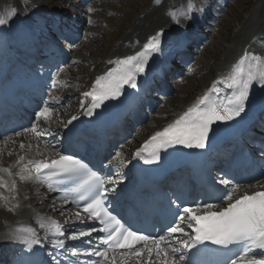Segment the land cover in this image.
<instances>
[{
	"label": "snow or ice",
	"instance_id": "obj_1",
	"mask_svg": "<svg viewBox=\"0 0 264 264\" xmlns=\"http://www.w3.org/2000/svg\"><path fill=\"white\" fill-rule=\"evenodd\" d=\"M188 8H193V5L189 4ZM7 15V19L0 16V26L8 24L16 15V10L12 9ZM171 15L173 21L179 25L178 16L175 13ZM186 18L191 19V16L186 14ZM163 36L164 29H161L149 38L142 51L117 60L119 67L109 70L95 80L92 89L84 94L86 98H91V107L87 109L86 115L92 116L94 110L101 107L105 101L119 98L124 86L137 88V78L146 72L150 55L161 51ZM248 61L249 57L243 56L233 66L230 75L214 82L210 90L199 97L179 118L162 131L155 132L135 152V156L141 158L145 150L151 147L152 159L145 160V163H154L160 160L161 149L173 145L205 148L213 123L231 121L240 116L245 111L250 86L254 82L264 85V67L258 63L260 57L252 55L251 61H256V64ZM221 84L229 89H235L232 95L221 98L218 95L220 91L218 85ZM213 96L216 98L213 99ZM51 112V107L46 104L37 113V119L47 118ZM72 119L76 120L77 117ZM119 166L123 167V162ZM33 168L37 175L43 170H48L61 177H79V182L71 191L78 194L79 201L84 202L83 210L91 219L98 224L106 225L103 228L106 233L103 249L96 251L90 249L86 253L89 256L95 255L101 260H109V264H116L114 257L109 259L110 250H131L136 245L151 240L153 247H141L131 254L142 258L146 251L149 257L148 264H151L153 254L155 257H165L160 264H177L175 257L179 254L180 264H184L187 250L204 242H211L223 247L239 246L240 251L236 253L235 259H230L227 264H264V259L256 258L257 254L264 256V192H255L251 195L245 193L234 202L232 193L226 192L220 199L229 201L227 206L220 211H207L204 214H197L192 207L185 206L178 209L172 224L165 229V235L148 236L139 230L133 231L126 227L107 209L104 204L107 189L103 188V180L81 160L70 155H62L50 163L34 162ZM220 183L225 187L228 185L225 180H221ZM206 207L211 208V205ZM186 228L190 229V233L185 231ZM92 231L96 229H91L87 233L81 232L79 235L73 234L71 238L78 239L86 234L91 235ZM53 235H63L58 225ZM183 236L188 238L179 239ZM23 238L30 244L39 242L28 237ZM57 243L62 245L63 241ZM169 253L172 254V258H169ZM187 264H192V261L189 260Z\"/></svg>",
	"mask_w": 264,
	"mask_h": 264
},
{
	"label": "bare ground",
	"instance_id": "obj_2",
	"mask_svg": "<svg viewBox=\"0 0 264 264\" xmlns=\"http://www.w3.org/2000/svg\"><path fill=\"white\" fill-rule=\"evenodd\" d=\"M8 0H0V16H3L4 18H8V13L12 11V9L16 10V15L10 20V22L8 23L9 25H19V27H25L28 22H27V15L31 18H38V14L42 13L41 11L43 10V4L41 3V1H34L35 3H39L41 5L40 11L36 14L35 12L31 11L30 9L28 11H25V7L20 5V2H18L19 0H13L15 6L13 7V2L10 5L11 7H9V9L7 8L8 6L7 4ZM186 0H182L179 2V4L181 2H183ZM259 0L256 1V6L254 7V10L252 12V15L249 17V19H251L253 22V24H244L240 30H238L237 32H235L234 34V39H233V44L234 47L229 46L226 50H223L224 52H222L223 58L220 57L219 60L215 61L214 63V67L212 66L211 68H205V72L203 73V75L196 77L195 80L188 82V93L185 92V94H183L181 99L182 101L175 107V109L169 113V111L167 112V116L164 118L163 122L160 123L161 126H159L156 130L154 131H161L164 127H166L168 124L172 123L174 120H176L177 118H179L180 115H182L190 106H192L198 99L199 97H201L203 94H205L206 92H208L212 86V84L214 82H216L217 80L221 79L222 77H226L228 75L231 74L232 68L233 66L245 55H242L241 53L245 50V46L247 48H250L251 51V56L254 55L255 53L253 52L251 42H249V40L254 36L255 33H257L256 31L259 32V29L256 30V24L260 23V4L258 3ZM111 4V3H110ZM20 5V6H18ZM95 5V4H93ZM101 6V4H99ZM103 6L107 5V4H102ZM204 7H206V11L208 13H210V5H206L205 2H201L200 8L198 10L199 13H203V9ZM122 8V7H121ZM174 10V9H173ZM164 10L163 8H160L159 4H157L156 6L148 9L146 11L147 14H142L140 16H137V18L134 20V23L132 25V27L127 30V32L122 36V38L119 39V41H117L116 44H114V46L112 45L111 47V52H109L108 56H103V62L99 64H97L98 66H93L91 65V72L89 75H91V79L89 80L88 85L86 86V88H88L90 82L92 81V79L97 75V76H101V75H105L109 70L113 69V68H117L119 67V65L116 63L117 60L123 59L127 56H132L135 55L137 52H140L143 50L144 46L148 43L149 38L152 37L153 35H155L157 32H159L161 29H164L165 31L169 32V37L170 38H166L164 40L163 43H161V51L156 54L153 53L152 55H150L149 57V62H148V67L146 69L147 73L148 71H150L153 66H155L156 64L162 63L163 62V56L165 54L166 51V46L170 43L171 38L174 34L176 33H180L178 35L183 34L186 30H188L191 25L192 22L194 21V18L191 17V19L186 18V14L184 15L183 13H181L178 9L176 10ZM172 13H175L178 18L179 16L182 17L180 18V23L179 25H177L173 19H172ZM35 14V16H33ZM210 16V15H208ZM260 16V17H259ZM169 18H171V20H169ZM113 19V18H112ZM257 20V21H256ZM8 25H3L0 26V33L4 34V29L5 27ZM258 28H262L261 25ZM263 32V31H262ZM5 38V37H4ZM3 38V39H4ZM18 38L15 37L13 38V40H10V42H13L15 40H17ZM1 43L3 44L4 42H2L1 39ZM207 47H205L206 49ZM248 54V53H247ZM249 57V61L252 64H256V61H251V56L247 55ZM11 58V56H0V62L2 63V65L4 67H6V60H9ZM262 60V59H260ZM111 61V63H110ZM247 63V62H246ZM261 67H264V64L261 62H258ZM201 66V63L198 62L197 66ZM94 67V69L92 70V68ZM200 68V67H199ZM95 71V72H94ZM198 71V70H197ZM144 73V74H145ZM144 74L138 76L137 81L141 80V77L144 76ZM196 74V73H194ZM213 74V76H212ZM195 76V75H194ZM184 81V80H183ZM78 84V83H77ZM264 85H261L257 82H254L252 84V87H250L249 90V97L248 100L246 102V106H245V112H248L253 105L256 103V100L258 99V97L261 95V88ZM220 91L221 90H226L227 86L224 84L218 85ZM218 93V95H220V92ZM126 92V89L123 88L122 90V94L124 95ZM213 99H215L216 97L213 96ZM169 100V99H168ZM59 117H57L58 119ZM159 124V125H160ZM52 128V126H50ZM223 126L220 124H214L211 132L212 133H219L223 130ZM51 131V130H50ZM56 131V130H55ZM141 131V132H140ZM139 131V135L143 134L144 132V128L141 127ZM147 131V129L145 130ZM52 132V131H51ZM149 132V131H148ZM155 132L152 133V135ZM29 135V133L27 134V136ZM26 136V137H27ZM141 137V136H138ZM29 141L27 143V149L28 151H24L22 149H20V147L18 145L15 146V150L14 153L12 155H9L8 157H2L0 156V158L2 159V161L5 163L4 165H9L10 162H12L11 165H9V168L15 171H12L8 168L4 169L2 168V170H0V182H4V186L0 187L5 189V194L8 193L7 188L11 187L14 183V179L19 175L18 172V168L17 165L19 164V159L18 158H23L21 159V162H26V159L28 157H33V160L37 161H41L45 158H49V157H55L58 155V150L56 148V146H45L44 141L37 139V137L35 136H30L29 137ZM28 140V139H27ZM38 141V147L37 145L35 146L34 144H36V142ZM30 144L32 146L33 149H30ZM13 144H11L12 146ZM41 146V147H40ZM9 149V145L7 147H5L2 151L7 152ZM2 155H7L8 153ZM14 154H17L14 155ZM7 160H9L7 162ZM32 160L29 162L31 163ZM27 162V164H29ZM3 165V166H4ZM0 168H1V162H0ZM26 169V168H25ZM28 170V168L26 169V171ZM4 171V172H3ZM18 171V172H17ZM3 172V175H2ZM7 181H11L10 185L7 186L6 182ZM17 188V186H16ZM30 195L29 192L25 191V193H23L22 195L19 196V200L21 201V204L19 205L20 207L23 208V212H21L20 210L16 209L17 212H15L16 210H8L5 209L2 205V203L0 204L2 209L5 210V215L7 218H5V223L2 221V224L0 225V241L6 239L8 242L12 239H10V236L13 237L18 233L19 227H21V225H23V223L26 221V216H25V212L26 214L29 212L27 208L28 205H34V204H39L41 203L42 200H44L43 195L41 193H37L36 197H32V201H27L26 199L24 200V198ZM16 200L10 199L8 201L7 206H13L15 204ZM50 206L49 204H47V207ZM0 207V208H1ZM46 208V207H45ZM2 210V211H3ZM52 211V210H51ZM4 212V211H3ZM56 212V211H55ZM4 215V216H5ZM1 222V221H0Z\"/></svg>",
	"mask_w": 264,
	"mask_h": 264
},
{
	"label": "rangeland",
	"instance_id": "obj_3",
	"mask_svg": "<svg viewBox=\"0 0 264 264\" xmlns=\"http://www.w3.org/2000/svg\"><path fill=\"white\" fill-rule=\"evenodd\" d=\"M45 1L52 3L54 7L62 5L61 0H45ZM105 1L97 0L98 3L100 2H105V3H101V6L98 5L97 13L94 16L97 17V23L99 22L98 24L99 28H102V30L106 27L108 28L106 30H103L104 33L96 29L97 32L99 33L97 36L93 35L95 38H92V40L91 39L88 40L87 38L88 34L87 35L85 34L73 47V53L76 56V61L75 64L71 66L70 71L71 73H74L73 77L76 80H80L81 82H85V76L88 75L91 65L96 67L98 66L97 64H99L98 62H100L99 59L101 58L100 56L102 57L108 56L109 52H111L113 41L123 35L124 29L132 27L134 23L133 20L135 19L136 15L139 13L141 8L148 5L147 2L149 0H112V2H110L109 0H105ZM256 1L238 0L231 4L228 12L225 14L218 28L212 32L209 38L208 47L203 51L202 54L196 56V62L194 63V65L191 66V69L193 70L189 69L182 74L184 79L183 84L175 86L173 93L169 98L168 103L163 102L160 104L159 109L162 112L164 113H166L167 111H169V113L172 112L175 109V107L182 101L181 100L183 99L182 95L185 94V92L188 93V82H191L195 80L196 77L203 75V73L206 71L205 68H211L212 66L214 67L215 61L219 60L220 57L223 58L222 55V52H224L223 50H226L228 48L231 39H234L233 36L235 32L241 29L240 28L241 25L243 26L244 24H253V22H255L249 19V17L252 15L254 7L256 6ZM12 2L13 0L7 1L6 5L8 6L7 7L8 9L9 7H11L10 5L12 4ZM258 3L260 4V12H259L261 16L260 20H262L263 22L262 25H264V0H259ZM102 4L104 5L107 4V5L103 6ZM88 8H89L88 6H85L84 11L86 12ZM262 28H260L261 30L260 29L259 30L260 31L264 30ZM88 37L91 38L92 35H89ZM77 56H81L83 59L78 60ZM88 60H92V61L87 62ZM85 61L88 64H85L86 63ZM198 62L201 63V66L196 65V63ZM93 69L94 67L92 68V70ZM166 109L167 111H165ZM166 116L167 115H165L164 118ZM152 118L153 120H151ZM152 118H150L149 121L144 124L145 127H149V124L151 123L150 121H159L162 119L159 118V116H153ZM30 136L33 137L34 135L29 134L27 136L28 141L30 139L29 138ZM20 138L16 140V143L17 141L19 143V140H21ZM20 145H21V141H20ZM2 153H4V151L0 152L1 158L6 156L8 157L10 155L9 152L7 155L6 154L2 155ZM8 161L9 160H7V162ZM0 170L2 169L0 168ZM0 197H1V193H0ZM2 210L3 209L1 207L0 221L4 217L7 218L6 215L4 214L5 210H3L4 212ZM51 210L53 213H59V210L56 209L54 205H53V209ZM1 224L2 221L0 222V225Z\"/></svg>",
	"mask_w": 264,
	"mask_h": 264
}]
</instances>
